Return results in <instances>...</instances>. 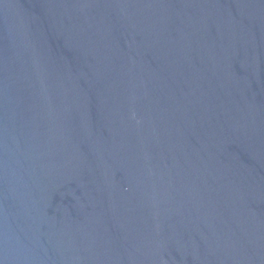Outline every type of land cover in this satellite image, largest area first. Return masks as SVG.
Here are the masks:
<instances>
[{
  "label": "water",
  "instance_id": "water-1",
  "mask_svg": "<svg viewBox=\"0 0 264 264\" xmlns=\"http://www.w3.org/2000/svg\"><path fill=\"white\" fill-rule=\"evenodd\" d=\"M0 264H264V0H0Z\"/></svg>",
  "mask_w": 264,
  "mask_h": 264
}]
</instances>
